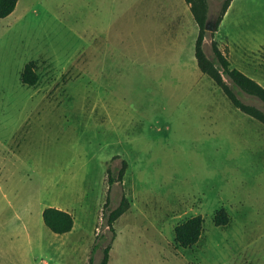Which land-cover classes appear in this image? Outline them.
Returning a JSON list of instances; mask_svg holds the SVG:
<instances>
[{"label":"rangeland","instance_id":"rangeland-1","mask_svg":"<svg viewBox=\"0 0 264 264\" xmlns=\"http://www.w3.org/2000/svg\"><path fill=\"white\" fill-rule=\"evenodd\" d=\"M206 1L205 54L214 40L264 87V0H233L219 30L222 0ZM197 34L185 0H17L0 18V264H88L95 244L97 263L107 243V264H264V124L199 70ZM47 206L69 232L43 223Z\"/></svg>","mask_w":264,"mask_h":264},{"label":"trees","instance_id":"trees-1","mask_svg":"<svg viewBox=\"0 0 264 264\" xmlns=\"http://www.w3.org/2000/svg\"><path fill=\"white\" fill-rule=\"evenodd\" d=\"M189 5L190 12L195 23L198 26V34L194 43V56L199 70L209 76L212 81L222 90L233 107L239 109L245 114L257 119L264 124V111L259 107L249 104L239 98V90L256 97L264 103V87L237 68L230 67V62L226 55L220 50L217 43L212 41L213 56L209 57L203 50V40L206 33V19L208 16V5L206 0H185ZM231 0H222L220 10L217 15V24L220 22L223 14L228 8ZM17 0H0V18L8 16L16 6ZM226 75L232 84L228 83L224 78ZM37 74L35 72L34 61L27 62L20 74V81L26 85H34L37 82ZM239 89V90H238ZM126 162L123 161V168L118 173V178L123 175ZM114 180L113 176H108L109 184ZM127 208L125 199L120 204L111 209L106 214V223L111 232L114 233L113 222ZM43 223L54 233H66L73 227V216L68 211L47 206L42 210ZM229 220L227 211L224 208L218 209L213 215V221L216 225L226 224ZM201 215H194L183 222L177 224L174 228V240L181 247H189L197 242L202 231ZM92 249V255L88 264H107L109 260L110 243L102 248V255L97 263H95Z\"/></svg>","mask_w":264,"mask_h":264},{"label":"crops","instance_id":"crops-1","mask_svg":"<svg viewBox=\"0 0 264 264\" xmlns=\"http://www.w3.org/2000/svg\"><path fill=\"white\" fill-rule=\"evenodd\" d=\"M232 1L233 0H231V2H230V4H229V6H228V8L226 9V11H225V13L223 14V16H222V18H221V20H220V22L218 23V30L221 28V26H223L224 25V19H225V17H227V15L229 14V11L232 9ZM219 47V46H218ZM220 48V47H219ZM220 50L226 55V57H227V59H229V54H228V56H227V53L226 52H224L221 48H220ZM230 53V52H229Z\"/></svg>","mask_w":264,"mask_h":264},{"label":"water","instance_id":"water-1","mask_svg":"<svg viewBox=\"0 0 264 264\" xmlns=\"http://www.w3.org/2000/svg\"><path fill=\"white\" fill-rule=\"evenodd\" d=\"M207 25H208V22L205 23L206 29H209V30H213L214 29V27L208 28Z\"/></svg>","mask_w":264,"mask_h":264}]
</instances>
